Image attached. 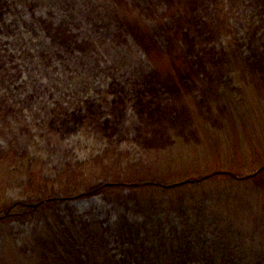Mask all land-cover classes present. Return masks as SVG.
Segmentation results:
<instances>
[{
  "label": "rangeland",
  "instance_id": "374dc122",
  "mask_svg": "<svg viewBox=\"0 0 264 264\" xmlns=\"http://www.w3.org/2000/svg\"><path fill=\"white\" fill-rule=\"evenodd\" d=\"M187 1L44 0L0 11V162L16 167L9 181L0 174L1 201L77 188L84 176L109 181L97 180L104 169L118 183H177L220 169L244 178L264 163V0ZM27 157L36 165L23 172ZM257 184L208 179L166 198L185 197L189 209L192 195L233 203L232 228L257 241ZM150 188L137 204L118 191L80 192L60 208L140 222L171 209ZM240 197L254 207L243 219ZM34 220L1 221L0 251L20 245Z\"/></svg>",
  "mask_w": 264,
  "mask_h": 264
},
{
  "label": "trees",
  "instance_id": "16d2710c",
  "mask_svg": "<svg viewBox=\"0 0 264 264\" xmlns=\"http://www.w3.org/2000/svg\"><path fill=\"white\" fill-rule=\"evenodd\" d=\"M40 1L44 0H0V11ZM126 13L122 12L124 16L130 17ZM22 164L23 172L31 171L36 160L27 157ZM15 172V166L7 167L4 162H0L2 178L5 176L9 181L14 178ZM239 173L220 169L177 183L173 179L168 185L167 181H148V177L141 182L121 180L118 183L117 179L121 176L116 171L108 173L104 169L97 174V180L108 178L109 181L91 184L92 181L89 182L84 176L76 181L83 188L77 192L80 187L74 188L72 186L76 183H70L59 193H43L40 199L27 197L14 202L0 199V222L11 219H35L37 222L20 245H15L12 250L9 248V252L0 251V264H264V235L257 242L254 236L245 237L235 232L232 228L236 216L234 210L225 208V205L233 203L192 195L193 206L189 209V204L184 202L185 197L183 200L177 198L175 202H171L170 196L166 198V193L171 189L176 191L193 187L215 178L239 182L255 179L258 181V190L264 196V163L246 173L244 178H238ZM149 187L159 191L158 195L162 197L160 202L171 209L162 215L143 217L140 222L128 221L125 213L116 215L110 221H103L94 215L78 214L76 209L60 208L62 204L68 205L80 192L118 191L119 200L126 199L137 204V192ZM48 188L53 189L54 186ZM126 189L128 196L122 195ZM236 201V212L242 213V219L246 214L242 211L251 212L254 209L251 200L240 197ZM172 210H176L177 216H180V228L168 222ZM258 217L252 228L264 234V209Z\"/></svg>",
  "mask_w": 264,
  "mask_h": 264
}]
</instances>
